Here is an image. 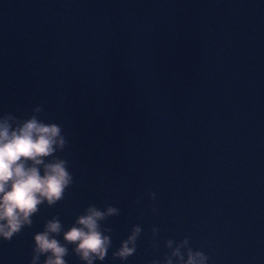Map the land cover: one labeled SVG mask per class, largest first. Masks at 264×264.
<instances>
[{"label": "water", "instance_id": "1", "mask_svg": "<svg viewBox=\"0 0 264 264\" xmlns=\"http://www.w3.org/2000/svg\"><path fill=\"white\" fill-rule=\"evenodd\" d=\"M37 105L74 183L0 239V264H29L46 220L67 230L90 204L120 209L102 264L133 225L125 264L185 236L207 264H264V0H0V115Z\"/></svg>", "mask_w": 264, "mask_h": 264}, {"label": "clouds", "instance_id": "2", "mask_svg": "<svg viewBox=\"0 0 264 264\" xmlns=\"http://www.w3.org/2000/svg\"><path fill=\"white\" fill-rule=\"evenodd\" d=\"M42 111L43 106L37 105L26 119L10 113L0 115V239L6 242L23 228L31 227L32 217L41 205L52 207L62 201L74 183L68 161L56 155L67 146L62 127L39 119ZM148 195L154 199L156 193L149 191ZM151 211L155 212L156 208L151 207ZM119 213L120 209L111 205L101 210L90 204L67 230L53 216L44 222L42 231L33 235L29 264H67L69 245L71 253L83 264L97 261L102 264L112 247V228L104 227L102 222ZM158 232L155 226L151 228L153 248L159 247ZM141 233L142 228L133 225L128 236L111 253L112 259L125 264L135 255ZM61 234L62 241L56 239ZM164 247L169 251L151 264H207L209 260L203 251L190 246L187 236L178 242L166 239ZM41 257H44L42 261Z\"/></svg>", "mask_w": 264, "mask_h": 264}]
</instances>
